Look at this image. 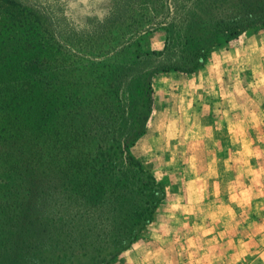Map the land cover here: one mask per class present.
Here are the masks:
<instances>
[{
	"label": "trees",
	"instance_id": "trees-1",
	"mask_svg": "<svg viewBox=\"0 0 264 264\" xmlns=\"http://www.w3.org/2000/svg\"><path fill=\"white\" fill-rule=\"evenodd\" d=\"M28 1L30 25L46 45L65 50L67 70L62 76L52 68L47 77L30 68L28 76L53 87L44 134L30 129L29 80L0 86V264H121L169 186L131 152L151 113L146 77L192 76L202 66L205 48L186 31L192 22L216 46L264 30V0H151L141 31H162L160 50L83 79L72 75L70 59L92 53L111 26L134 19L137 0H107L105 11L90 7L77 17L73 0ZM21 3L16 9L24 13Z\"/></svg>",
	"mask_w": 264,
	"mask_h": 264
},
{
	"label": "rangeland",
	"instance_id": "rangeland-1",
	"mask_svg": "<svg viewBox=\"0 0 264 264\" xmlns=\"http://www.w3.org/2000/svg\"><path fill=\"white\" fill-rule=\"evenodd\" d=\"M19 1L24 13L16 9ZM12 4L0 8V86L5 84L10 90L11 85L15 86L23 78L29 80L32 87L30 104L36 117L35 126L30 129L34 134L39 131L44 134L49 122L46 107L53 87L47 78L28 75H31L30 68L34 67L37 70L43 68L47 77L52 68L64 76L67 61L62 54L65 50L58 45H46L41 40L37 28L34 24L30 25L29 16L33 9L28 0H12ZM150 4L151 0H137L134 19L111 26L102 44L96 46L92 53L71 58L73 64L69 70L72 75L76 78L80 75L83 79L94 76L93 72L106 73L113 64L129 63L144 53L160 50L163 32L141 31L145 26L141 17ZM72 5L77 17L83 9L90 7L105 11L107 0H73ZM196 23L192 22L186 31L188 35L200 38L206 51L202 66L196 71L199 73L198 81L190 80L193 75L175 73H152L146 77L152 89L153 103L145 133L135 142L131 152L156 179L167 177L169 186L157 220L150 227V243H139L130 253L125 251L121 264H157L159 251L155 249L160 248L163 237L168 239V246L174 244L179 233L187 240L192 226H202L205 216L201 211L205 197L220 195L218 191L222 190L233 194L235 189L243 188L241 186L246 184V178L251 181V170L245 165L248 159L255 163L254 179L264 181V30L249 31L228 44L219 42L216 46L202 31L203 25ZM120 49H123L121 54H111ZM206 67L209 68L206 70ZM213 86H217L221 99L227 100V106L217 115L221 117L217 118L220 123L216 122L218 141L227 140L244 150L230 156L235 177L230 184L222 187L208 184L214 159L207 149L215 147L217 142L210 138L209 129L199 126L196 114L194 117L190 111L195 101H204L209 97L211 90L215 89ZM223 123V127L219 128ZM4 124L0 123V128ZM253 188L255 193L264 196V184L258 186L260 190L255 186ZM247 197L248 194L245 195ZM195 201L200 204L197 212L191 208ZM207 204L204 209L208 214L209 227L210 223L218 227L228 220L220 218L221 213L216 211L218 202L208 199ZM200 246L194 248L193 260L203 253ZM167 252H172V247ZM171 259H166L167 264H172ZM182 264L187 262L183 259Z\"/></svg>",
	"mask_w": 264,
	"mask_h": 264
},
{
	"label": "crops",
	"instance_id": "crops-1",
	"mask_svg": "<svg viewBox=\"0 0 264 264\" xmlns=\"http://www.w3.org/2000/svg\"><path fill=\"white\" fill-rule=\"evenodd\" d=\"M208 68L206 67V70ZM198 77L199 73H195L190 80L192 82L198 81ZM216 87L213 86L215 89L211 90V94L204 101H195L191 105L190 111L194 113V117L196 114L195 120L198 121L199 126L203 129H209L210 138L215 143L217 142L215 147L207 149L212 153L214 159V163L210 166L212 172L208 184L222 187L230 184L235 177L230 156L239 154L241 151L244 152V150L238 149L237 146L230 144L227 140L218 141V135L215 132L217 131L216 122L220 123L217 118L221 117H217V115L222 113L221 110L227 106V100L221 99L222 96H220ZM222 125L224 123L217 126L222 128ZM245 165L251 170L249 173L252 176L251 181L246 178V184L241 186L243 188L235 189L233 194L222 190L221 192L218 191L220 195L211 194L205 197L203 199L205 203H202L201 211L205 216L202 220V226H192L187 233L190 234L187 240L181 236V233L177 234V240L173 241L172 246H168L166 244L168 239L163 237L160 248L155 249L157 252L159 251L157 264H167L166 259L168 257H172V264H182L183 259L187 264H264V196L255 193L254 188L251 189L255 186L260 190L258 186H263L264 181L258 178L254 179L253 172H255L256 167L252 159H248ZM247 194L251 197V200L249 197L245 198ZM208 199L218 202L215 206L218 208L216 211L221 213L220 218L228 219L218 227L211 226L212 223L209 227L207 222L208 214L204 208L208 205ZM195 202L194 205H191V208L197 212L200 204L197 205L199 202ZM161 205L156 211L153 222L147 227L144 238L135 242L126 251L127 253L132 252L134 246L139 243H150V227L155 224ZM190 223L192 222L190 221ZM175 242H177L176 245ZM199 246L204 251L197 259L193 260V252ZM170 247H172V252H167Z\"/></svg>",
	"mask_w": 264,
	"mask_h": 264
}]
</instances>
